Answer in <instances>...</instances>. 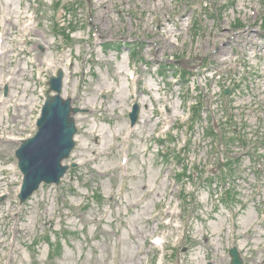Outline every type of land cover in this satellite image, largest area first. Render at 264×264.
Segmentation results:
<instances>
[{
    "label": "rangeland",
    "instance_id": "374dc122",
    "mask_svg": "<svg viewBox=\"0 0 264 264\" xmlns=\"http://www.w3.org/2000/svg\"><path fill=\"white\" fill-rule=\"evenodd\" d=\"M261 39L264 0H0V264H264ZM57 69L75 145L20 204L14 151Z\"/></svg>",
    "mask_w": 264,
    "mask_h": 264
},
{
    "label": "water",
    "instance_id": "95a60500",
    "mask_svg": "<svg viewBox=\"0 0 264 264\" xmlns=\"http://www.w3.org/2000/svg\"><path fill=\"white\" fill-rule=\"evenodd\" d=\"M48 84L50 87L36 122L37 131L33 137L23 140L15 151L18 168L23 175L18 195L21 203L41 183H59L68 169L62 162L69 157L74 146L73 136L77 129L73 115L80 109L72 107L71 100L61 96V70ZM137 112L138 108L134 105L130 113L132 124L136 121ZM229 254L232 257L230 264H242L236 248L230 249Z\"/></svg>",
    "mask_w": 264,
    "mask_h": 264
},
{
    "label": "bare ground",
    "instance_id": "6f19581e",
    "mask_svg": "<svg viewBox=\"0 0 264 264\" xmlns=\"http://www.w3.org/2000/svg\"><path fill=\"white\" fill-rule=\"evenodd\" d=\"M150 82V81H149ZM149 84H151L152 85V83H149Z\"/></svg>",
    "mask_w": 264,
    "mask_h": 264
}]
</instances>
